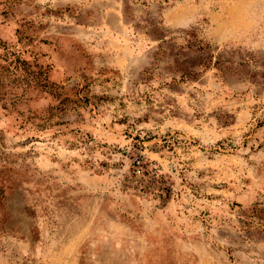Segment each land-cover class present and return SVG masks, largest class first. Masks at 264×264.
Masks as SVG:
<instances>
[{
	"label": "rangeland",
	"instance_id": "obj_1",
	"mask_svg": "<svg viewBox=\"0 0 264 264\" xmlns=\"http://www.w3.org/2000/svg\"><path fill=\"white\" fill-rule=\"evenodd\" d=\"M0 264H264V0H0Z\"/></svg>",
	"mask_w": 264,
	"mask_h": 264
}]
</instances>
